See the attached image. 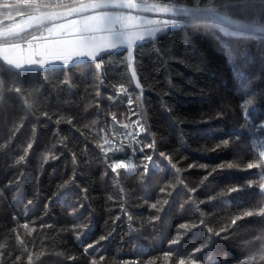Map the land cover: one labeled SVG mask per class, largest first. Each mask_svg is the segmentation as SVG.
<instances>
[{
    "label": "trees",
    "instance_id": "1",
    "mask_svg": "<svg viewBox=\"0 0 264 264\" xmlns=\"http://www.w3.org/2000/svg\"><path fill=\"white\" fill-rule=\"evenodd\" d=\"M140 44L134 48V66L143 98L142 106H133L136 115L128 110L127 94L116 95L120 85L128 94L139 93L127 70L126 50L105 58L99 89L88 61L75 63L68 71L59 66L42 75L40 70L15 74L23 95L10 92L0 98V191L4 193L0 245L7 254L0 257L2 264H16V255L21 256V264H28L27 253H32V264H70L68 256L77 257L71 264H88L99 255L105 257L103 264L133 260L147 264L155 257H161L163 264L170 240L179 241L171 246L173 261L188 257L208 239V227L228 229L221 233L227 238L212 236L211 247L198 254L200 264H238L256 250L260 243L256 237L264 236V218L244 217L236 225L232 220L264 206L258 188H246L249 179L259 180V170H245L248 160L264 150V36L214 23L173 29L158 35L157 41ZM12 75L0 62V78L11 83ZM65 80L70 83L64 84ZM249 97L254 103L245 118L241 102ZM26 100L31 108L24 106ZM44 112L52 118L44 117ZM112 113L117 116L115 123ZM137 119L149 129L142 139L156 141V165L145 180L135 173H121L119 178L110 171L105 175L102 153L96 147L100 137L120 142L125 132L121 124L131 121L134 126ZM225 138H231L227 146L222 143ZM29 143L33 149L25 162L17 164ZM159 151L172 156L178 172L159 157ZM131 152L128 148L117 158L138 163L139 153L133 158ZM53 155L58 158L51 159ZM237 185L244 190L227 194ZM192 188L197 191L190 192ZM29 199L32 205L27 204ZM157 200L169 202L158 205L157 212L149 208ZM121 207L132 215L131 223ZM117 215L121 219L113 225ZM152 216L159 219L153 222ZM24 222L36 228L30 236L18 227ZM81 222H90L85 243L111 232L97 250H90L92 256L85 255L75 239L73 226ZM41 223L52 227L41 228ZM17 234L27 252L17 245Z\"/></svg>",
    "mask_w": 264,
    "mask_h": 264
},
{
    "label": "snow or ice",
    "instance_id": "2",
    "mask_svg": "<svg viewBox=\"0 0 264 264\" xmlns=\"http://www.w3.org/2000/svg\"><path fill=\"white\" fill-rule=\"evenodd\" d=\"M0 62L12 70L11 83L0 78V98L4 93L15 92L18 96L23 95L24 89L18 86L16 75L26 70L39 69L41 75L50 67L60 65L65 71L70 70L71 66L77 61L86 60L94 66V79L98 82L97 89L104 83V60L112 54H119L121 50H126L125 60L127 70L130 74L131 82L139 90L136 95L128 94L124 85L117 89V96L127 94V107L133 115L137 113L133 106H142L143 86L138 78L134 66V48L142 46L140 42H153L158 40V34H169L173 29L186 28L188 26L212 25L215 22H223L242 33L252 36L264 34V0H187L181 3L180 0H0ZM22 9H27L23 11ZM150 13L157 18H149L144 15ZM21 17L19 20L16 17ZM5 21H10L5 23ZM223 30V29H222ZM64 84L70 81H63ZM97 98L101 97V92L96 91ZM113 99V97H109ZM254 98L249 97L241 102L242 116L247 117L248 108L253 105ZM25 107L31 108L32 105L25 101ZM44 117L51 119L48 112L43 113ZM113 123L117 122V116L112 113ZM69 119L67 123L72 124ZM59 124L60 120L57 119ZM125 132L121 136L120 142L115 137L109 138L106 135L100 137L96 147L102 153L101 160L105 164V175L108 171L115 176L120 177L121 173H135L145 180L151 169L156 165L157 144L155 140L145 142L142 137L149 132L147 125L137 119L134 122L121 124ZM264 127V125H262ZM128 129H131L130 131ZM35 133V129H33ZM231 138H225L222 143L229 145ZM33 143H29L25 149L24 155H21L16 161L17 164L25 162L29 150L33 149ZM220 145L218 144L216 150ZM131 148V155L135 158L139 153V162L134 163L132 159L117 158V155ZM159 157L177 172V164L173 162L170 154L159 151ZM58 157L53 155L51 159ZM49 156L45 155L43 162L46 164ZM74 165L77 161L73 160ZM224 163L219 165L224 168ZM191 167V166H190ZM207 167V165H201ZM228 168H233L232 163H227ZM142 169V171H139ZM259 170V180L249 179L246 188H258L259 195L264 197V150H259L246 163L245 170ZM211 175V173H209ZM208 177L205 176L206 180ZM11 185H9L10 187ZM245 186L237 185L231 187L227 194L244 190ZM86 193V189H82ZM161 192L165 189L161 188ZM197 189L192 188L190 192L195 193ZM4 193L0 191V195ZM170 195V193H169ZM255 195V193H254ZM111 199V197H110ZM168 200H157L149 204V208L159 212L158 205L168 204ZM34 201L29 199L28 205ZM48 204L45 205L47 209ZM82 207V205H81ZM74 211V210H73ZM120 212L124 214L131 223L132 215L127 208L121 207ZM45 215H48L45 211ZM262 217L264 218V206L256 209H250L242 212L241 215L232 220V225L244 217ZM13 219H16L14 216ZM121 219L117 215L112 224L114 225ZM158 216H152L151 220L155 222ZM204 221L201 220L200 225ZM200 225H193L199 227ZM23 228L27 235L36 231L35 227H30L28 222L18 225ZM41 228H50L51 224L41 223ZM183 227V225H182ZM90 229V222H81L74 225L75 239L77 244L83 249V253L92 256L90 250H97V246L102 241L108 239V235H101L98 239L85 243L83 236ZM228 229L214 231L208 227V239L203 244L191 250L188 257L173 261L172 245H177L179 241L172 239L169 241V250L163 252V264H200L198 254L209 249L212 244L211 237H221L222 232ZM16 232V229H13ZM227 238V237H221ZM260 241L256 250L238 261V264H261L264 262V236L256 237ZM17 245L22 252H27L24 247L25 241L19 234L16 235ZM4 246L0 245V257L7 255L3 251ZM28 264H32V253H27ZM70 264L77 259L76 256H68ZM16 264H21L20 255L14 257ZM105 257L99 255L89 260L88 264H103ZM2 264V260H0ZM131 264H137L135 260ZM147 264H161V257H155L147 260Z\"/></svg>",
    "mask_w": 264,
    "mask_h": 264
},
{
    "label": "water",
    "instance_id": "3",
    "mask_svg": "<svg viewBox=\"0 0 264 264\" xmlns=\"http://www.w3.org/2000/svg\"><path fill=\"white\" fill-rule=\"evenodd\" d=\"M144 15L154 17V16H152V14H150V13H145ZM20 18H21V17H19V16L16 17L17 20H19ZM156 18H157V17H156ZM9 22H10V21H5L6 24L9 23ZM215 23H217V24H219V25H222V26L226 27V29H228V30L241 32V30H237V29H235V28H233V27H231V26H229V25H227V24H224L223 22H215ZM257 35H259V36H264V34H257Z\"/></svg>",
    "mask_w": 264,
    "mask_h": 264
},
{
    "label": "crops",
    "instance_id": "4",
    "mask_svg": "<svg viewBox=\"0 0 264 264\" xmlns=\"http://www.w3.org/2000/svg\"><path fill=\"white\" fill-rule=\"evenodd\" d=\"M149 18H156V17H151V16H148ZM158 35H160V34H158ZM140 43H142V42H140ZM122 51V50H121ZM83 61H86V60H80V61H77L76 63H79V62H83ZM60 65H56L55 67H59ZM50 68H52V67H50ZM32 70H39V69H31V71Z\"/></svg>",
    "mask_w": 264,
    "mask_h": 264
}]
</instances>
